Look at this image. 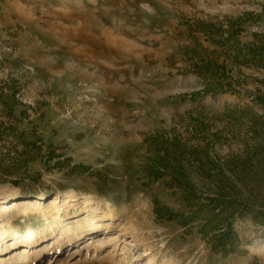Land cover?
<instances>
[{
  "label": "rangeland",
  "instance_id": "374dc122",
  "mask_svg": "<svg viewBox=\"0 0 264 264\" xmlns=\"http://www.w3.org/2000/svg\"><path fill=\"white\" fill-rule=\"evenodd\" d=\"M16 194L0 264H264V0H0Z\"/></svg>",
  "mask_w": 264,
  "mask_h": 264
},
{
  "label": "bare ground",
  "instance_id": "6f19581e",
  "mask_svg": "<svg viewBox=\"0 0 264 264\" xmlns=\"http://www.w3.org/2000/svg\"><path fill=\"white\" fill-rule=\"evenodd\" d=\"M7 198H9V201H11V204L7 205L5 203V201L7 200ZM21 199V197H19V194H16V195H12V196H0V228H2L3 232L5 231L6 232H9V229L10 231L12 230V227H7V228H4V226L6 225H10L11 224V217L9 216L8 212L11 210V208L15 207L16 206V201ZM54 202H55V198L52 199V200H49L45 205L42 204L41 207L45 210H48L50 209L53 205H54ZM23 208V207H22ZM94 216L95 215H87L83 218L82 220V225L83 226H80L79 228V235L77 234V236L80 238L81 236H89L92 234L93 231H98L100 228L99 226L97 225L98 224V220L96 221L94 219ZM104 221H107L109 220V217L108 216H105L104 217ZM52 225V224H51ZM9 237H10V240L9 241H6V242H3L2 240H0V252L2 251H7L12 245L13 243H15L19 238H18V235L16 234H9ZM54 239V238H52ZM75 238H71L69 240H67V243L69 244H72L73 243V240ZM3 242V243H1ZM100 246V245H98ZM104 246V245H103ZM101 245V247H103ZM52 245L50 243H47L45 244L41 249L33 252V255L35 256H43L45 255L51 248ZM56 247V246H55ZM102 249V248H101ZM34 256V257H35ZM14 257H16L17 261H18V264H23V263H26L28 261V257L27 259L24 260V257L23 255L21 254H16L15 256H13L12 258H8L7 260V264L10 263L13 259H15ZM31 258V257H30ZM31 261V260H30ZM2 262V261H1ZM12 263V262H11ZM2 264V263H1Z\"/></svg>",
  "mask_w": 264,
  "mask_h": 264
},
{
  "label": "trees",
  "instance_id": "16d2710c",
  "mask_svg": "<svg viewBox=\"0 0 264 264\" xmlns=\"http://www.w3.org/2000/svg\"><path fill=\"white\" fill-rule=\"evenodd\" d=\"M229 240H230L229 233L222 231L220 234L217 235V241H215V242H219V244L214 246L213 248L216 249L217 247H220L223 252L231 251L232 248L225 249Z\"/></svg>",
  "mask_w": 264,
  "mask_h": 264
}]
</instances>
